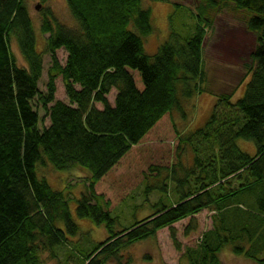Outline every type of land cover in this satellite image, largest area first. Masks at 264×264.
<instances>
[{
	"label": "trees",
	"instance_id": "16d2710c",
	"mask_svg": "<svg viewBox=\"0 0 264 264\" xmlns=\"http://www.w3.org/2000/svg\"><path fill=\"white\" fill-rule=\"evenodd\" d=\"M65 1L76 29L44 9L40 31L49 37L38 52L24 1L0 0V264H41V251L77 238L66 193L53 191L38 175L46 162L58 172L78 168L90 174L75 215L103 226L109 236L89 250L76 246L70 257L79 253L81 264H121L125 248L208 209L216 212L213 228L198 248L186 250L187 264H222L227 246L235 256L264 264V0H197L193 35L184 38L171 28L153 56L143 48L152 27L142 0ZM223 7L243 13L246 29L256 36L242 79L249 82L235 103L234 91L217 95L204 125L181 134L173 113L185 119L186 104L212 93L205 86L202 52L206 29ZM11 39L24 66L12 54ZM45 55L51 67L40 92ZM57 78L68 104L55 101ZM237 140L252 143L256 155L241 152ZM189 155L191 164L185 162ZM147 180L154 182L144 193L145 204L151 192L162 194L153 214L113 232L112 211ZM233 182L239 183L235 190ZM259 187L257 215L245 217L255 221L242 222L229 209L240 211L241 196Z\"/></svg>",
	"mask_w": 264,
	"mask_h": 264
},
{
	"label": "rangeland",
	"instance_id": "374dc122",
	"mask_svg": "<svg viewBox=\"0 0 264 264\" xmlns=\"http://www.w3.org/2000/svg\"><path fill=\"white\" fill-rule=\"evenodd\" d=\"M23 1L32 20L36 51L43 52L49 37V35L43 36L40 31L43 21L41 13L44 9L50 10L60 23L68 28L76 29L77 24L73 20L65 0H49L46 4H40L39 0ZM38 6H40V9L37 11L36 7ZM142 6L150 10L152 27V33L142 39L146 55L153 56L156 54L158 48L167 41L171 28L184 38L193 35L196 20L192 15L195 14L197 0H165V2L142 0ZM213 18L212 26L206 29L202 52V67L207 74L205 83L207 88H205L212 93L206 92L197 95L190 103L186 104L184 113L187 116L185 119H181L179 113H173L174 121L181 134L188 131V133H192L204 125L210 116L213 105L217 101V95L230 94L234 91L232 102L235 103L243 97L246 85L249 82L250 77H247L244 82H242V79L246 77V67L251 64L250 54L256 47V36L246 29L245 15L234 11L232 7H223L213 15ZM10 48L18 61L17 64L24 66L25 61L20 55L15 39H11ZM57 58L61 66H64L66 54L63 50L57 52ZM50 67L49 55L43 56V72L38 83L40 92L45 91L48 81L47 72ZM55 85V101L68 104L62 79L57 78ZM76 89L79 90L77 87ZM115 94L116 92L112 90L107 96L110 106L114 105ZM95 107L98 110L103 109L99 104H96ZM39 115L43 117V112L39 111ZM44 127H49L48 120L44 122ZM236 145L241 152L250 157L256 155L252 143L237 140ZM183 160L185 161V156ZM185 162L191 164V155ZM37 172L41 178L47 181L53 191H64L66 193L72 218L78 228L77 238L72 239V241L69 240V242L66 241L60 247L41 251L39 254L40 262L41 264H81L79 253L75 254L76 258H72L74 257L72 251L77 249L76 246L89 250V247H95L109 236V231L103 226H98L90 220L79 219L75 215L76 201L80 198L81 193L85 192L90 174L78 168L67 172H58L47 162L39 165ZM148 180L112 211L111 217L116 220L113 232L127 229L135 222H141L153 214L154 204H157L162 194L158 191L151 192L147 198L148 204H145L146 197L144 193H147V189L154 182L149 183ZM238 186L239 183L233 182L231 189L235 190ZM260 191H263L261 187L242 195L239 205L240 211L235 208L229 209V211H235L234 216L242 222L254 223L253 218L250 221L246 218L248 215H257L254 203L256 194ZM173 202H175V198H173ZM137 207L142 208L137 210ZM215 215L216 212L213 209L203 210L192 218L185 219L157 232L153 239L125 248L120 253L123 256L121 264H187L184 258L186 250L198 248L203 235L213 228ZM241 216L246 218L242 219ZM173 239L180 245V250L175 248ZM260 257L264 258V251ZM220 260L222 264H256L244 257L235 256L230 246L223 249ZM107 264L118 263L109 261Z\"/></svg>",
	"mask_w": 264,
	"mask_h": 264
},
{
	"label": "water",
	"instance_id": "95a60500",
	"mask_svg": "<svg viewBox=\"0 0 264 264\" xmlns=\"http://www.w3.org/2000/svg\"><path fill=\"white\" fill-rule=\"evenodd\" d=\"M40 9V6L36 7V10L38 11Z\"/></svg>",
	"mask_w": 264,
	"mask_h": 264
}]
</instances>
